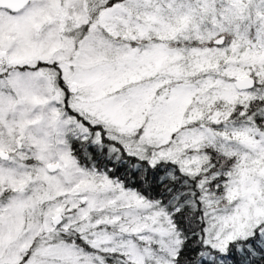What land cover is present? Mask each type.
<instances>
[{
  "label": "snow or ice",
  "instance_id": "obj_1",
  "mask_svg": "<svg viewBox=\"0 0 264 264\" xmlns=\"http://www.w3.org/2000/svg\"><path fill=\"white\" fill-rule=\"evenodd\" d=\"M0 264H264V0H0Z\"/></svg>",
  "mask_w": 264,
  "mask_h": 264
}]
</instances>
